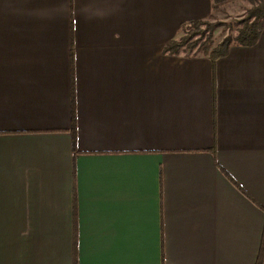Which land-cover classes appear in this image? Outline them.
I'll return each instance as SVG.
<instances>
[{
	"label": "crops",
	"instance_id": "1",
	"mask_svg": "<svg viewBox=\"0 0 264 264\" xmlns=\"http://www.w3.org/2000/svg\"><path fill=\"white\" fill-rule=\"evenodd\" d=\"M232 1L0 0V264H256L264 29L167 49Z\"/></svg>",
	"mask_w": 264,
	"mask_h": 264
},
{
	"label": "trees",
	"instance_id": "2",
	"mask_svg": "<svg viewBox=\"0 0 264 264\" xmlns=\"http://www.w3.org/2000/svg\"><path fill=\"white\" fill-rule=\"evenodd\" d=\"M212 15V14H211ZM210 15V16H211ZM206 20H197L183 27V35L179 39H173L168 45V50L173 54H180L187 48L208 54L213 62L227 54L233 45L256 44L264 29V0H256L250 9L247 20L234 37L226 36L220 42L213 40V35H207V28L201 25ZM211 31L215 25L207 24ZM213 33V32H212ZM75 119V118H74ZM264 263V230L256 264Z\"/></svg>",
	"mask_w": 264,
	"mask_h": 264
},
{
	"label": "rangeland",
	"instance_id": "3",
	"mask_svg": "<svg viewBox=\"0 0 264 264\" xmlns=\"http://www.w3.org/2000/svg\"><path fill=\"white\" fill-rule=\"evenodd\" d=\"M256 0H233L214 10L212 15L206 19L205 24L201 27L207 28V35H213V40L217 43L224 37H234L238 30L242 28L247 20L250 9ZM215 25V29L211 31L207 24ZM213 32V33H212ZM181 38V37H180ZM179 39V38H178ZM182 54H197L198 51L187 48Z\"/></svg>",
	"mask_w": 264,
	"mask_h": 264
}]
</instances>
